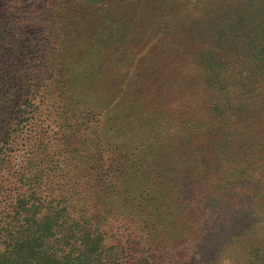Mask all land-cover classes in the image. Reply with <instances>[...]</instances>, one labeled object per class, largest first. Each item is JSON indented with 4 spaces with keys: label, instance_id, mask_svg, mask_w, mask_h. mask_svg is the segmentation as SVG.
<instances>
[{
    "label": "rangeland",
    "instance_id": "1",
    "mask_svg": "<svg viewBox=\"0 0 264 264\" xmlns=\"http://www.w3.org/2000/svg\"><path fill=\"white\" fill-rule=\"evenodd\" d=\"M262 10L264 0H0V95L6 90L13 96L1 105L28 112L34 106L26 100L31 91L48 93L53 101L43 110L64 117L50 121L47 134L60 143L51 155H59L61 174L71 179L67 189L74 201L87 204L91 220L109 228L113 242L124 239L147 255L172 256L189 238L172 222L203 227L210 220L213 231L201 227L195 234L209 232L218 239L228 226H243L244 215L253 212L251 220H264V191L249 194V202L248 196L184 170L183 141L170 149L164 130L157 144H148L136 105L174 116L229 96L235 103V93L220 96L215 80L207 85L202 73L210 61L232 53L234 36L243 38L232 16L246 12L252 18ZM251 95L259 99L260 89ZM158 146L165 149L150 151ZM110 172L125 176L104 185L86 178ZM221 208L226 211L220 218ZM248 230L246 238L264 240V229ZM241 262L234 255V263Z\"/></svg>",
    "mask_w": 264,
    "mask_h": 264
},
{
    "label": "trees",
    "instance_id": "2",
    "mask_svg": "<svg viewBox=\"0 0 264 264\" xmlns=\"http://www.w3.org/2000/svg\"><path fill=\"white\" fill-rule=\"evenodd\" d=\"M261 12L264 14V10ZM261 12L257 11L258 16L252 18L246 12L242 17L232 16L235 24H240L243 38L234 36L237 42L236 47L229 49L232 53L221 55L227 61L218 57L202 73L207 85L215 80L220 96L226 98L235 93L238 96L235 103L229 96L199 112L193 106L182 113L175 112L174 116L159 110L149 112L141 103L136 105L143 139L148 144L165 130L171 136L170 149L171 146L177 149L183 141L184 170L202 174L207 183L216 181L226 190L248 197L254 191H264V17ZM248 23L253 24L254 31L248 30ZM257 89H260L259 99L248 97L250 91ZM6 92L0 95V264H219L225 262L221 254L233 260L224 264H235L234 255L242 258L237 264H264V240L246 238L250 233L248 227L253 226L256 231L264 229L262 217L251 220L256 216L253 212L243 216L239 223L244 225L239 229L225 228L227 237L221 235L220 239L213 238L209 232L197 236L195 232L202 227L200 222L182 227L172 222L170 226L176 231L189 234V238L175 246L177 250L172 256L168 252L160 256L153 250V255H147L124 239L113 242L108 234L110 229L100 226L99 220H91L87 204L74 201L71 189H67L72 185L71 179L61 174L63 164L59 155H51L60 143H57L59 139L51 140L47 132L50 121L60 116L58 111L49 108L44 111L43 107L50 105L52 97L31 91L26 100L34 106L27 112L2 106L5 99H13L12 93L5 95ZM202 113L208 115L197 117ZM159 140L154 142L157 144ZM163 149L165 146H158L150 151L155 154ZM115 167V171L121 168ZM117 175L125 176L123 172H110L98 179L86 178L88 183L94 179L104 185L105 181L117 179ZM225 211L221 208L218 217ZM207 216L210 218L214 213ZM204 222L202 228L213 231L211 221ZM237 230L242 238L235 234ZM234 247L240 248L239 251ZM153 249L158 250V246Z\"/></svg>",
    "mask_w": 264,
    "mask_h": 264
}]
</instances>
